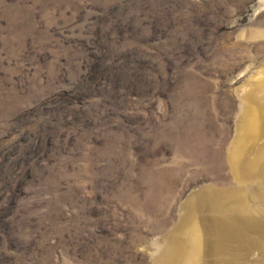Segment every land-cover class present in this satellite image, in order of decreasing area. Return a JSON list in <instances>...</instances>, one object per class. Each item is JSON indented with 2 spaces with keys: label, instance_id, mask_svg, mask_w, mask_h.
I'll return each instance as SVG.
<instances>
[{
  "label": "rangeland",
  "instance_id": "rangeland-1",
  "mask_svg": "<svg viewBox=\"0 0 264 264\" xmlns=\"http://www.w3.org/2000/svg\"><path fill=\"white\" fill-rule=\"evenodd\" d=\"M194 193L264 264V0H0V264H154Z\"/></svg>",
  "mask_w": 264,
  "mask_h": 264
},
{
  "label": "bare ground",
  "instance_id": "bare-ground-1",
  "mask_svg": "<svg viewBox=\"0 0 264 264\" xmlns=\"http://www.w3.org/2000/svg\"><path fill=\"white\" fill-rule=\"evenodd\" d=\"M242 109L243 113L238 120L239 130L234 143V153L236 155L239 150L240 152L242 151V147L247 146V144L255 137V134L259 130L258 128L260 117L258 116V113L256 112L253 105H244L242 103ZM197 236L196 238L193 237L188 239L187 243L184 242L183 238H178L176 239L173 247H166L163 253V256L166 257V262L163 261V264H191L192 256L189 253V249L191 247H196L201 244L200 238L199 236Z\"/></svg>",
  "mask_w": 264,
  "mask_h": 264
},
{
  "label": "water",
  "instance_id": "water-1",
  "mask_svg": "<svg viewBox=\"0 0 264 264\" xmlns=\"http://www.w3.org/2000/svg\"><path fill=\"white\" fill-rule=\"evenodd\" d=\"M237 135V134H236ZM237 137V136H236ZM199 194L194 193L188 197L185 201V214L182 216L180 222L176 225V227L171 231V233L166 238L167 248H171L174 246L176 239H184V242L187 243L188 239L196 238L198 235L200 238L199 246L191 247L190 255L192 256L191 264H200L201 262L198 260V255L205 252L206 248V234L204 232L205 226L204 224L197 218L196 212L198 210L197 198ZM197 236V237H198ZM192 251V252H191ZM189 255V254H188ZM166 262L165 256L158 257L157 261L154 264H161L162 262Z\"/></svg>",
  "mask_w": 264,
  "mask_h": 264
}]
</instances>
